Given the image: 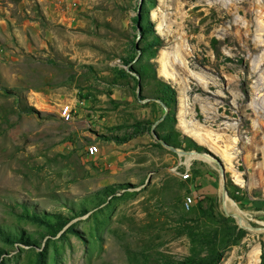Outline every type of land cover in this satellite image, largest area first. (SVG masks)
Masks as SVG:
<instances>
[{
    "label": "rangeland",
    "instance_id": "374dc122",
    "mask_svg": "<svg viewBox=\"0 0 264 264\" xmlns=\"http://www.w3.org/2000/svg\"><path fill=\"white\" fill-rule=\"evenodd\" d=\"M0 264H264V0H0Z\"/></svg>",
    "mask_w": 264,
    "mask_h": 264
},
{
    "label": "bare ground",
    "instance_id": "6f19581e",
    "mask_svg": "<svg viewBox=\"0 0 264 264\" xmlns=\"http://www.w3.org/2000/svg\"><path fill=\"white\" fill-rule=\"evenodd\" d=\"M176 53H174V54L176 55ZM159 60H160V68H159L160 74L165 78H168V79L172 78L173 79L172 72L168 67V64L170 61V60H168V54L165 52H161ZM183 100L184 99L181 97L180 98V108L178 111V124H179L180 128L184 131V133L193 137V139H195L198 143L207 145L209 147V149L212 148V150L214 149L216 151V149H215L216 146L213 147V145H210V143H208V140L206 138L208 133L201 132L193 123H191L189 120H187L185 118L186 113H185V108H184L185 105H184ZM235 140H236V138H232V142H235ZM224 153L227 156V158L228 157L230 158L229 152L224 151Z\"/></svg>",
    "mask_w": 264,
    "mask_h": 264
},
{
    "label": "built area",
    "instance_id": "2783aa9c",
    "mask_svg": "<svg viewBox=\"0 0 264 264\" xmlns=\"http://www.w3.org/2000/svg\"><path fill=\"white\" fill-rule=\"evenodd\" d=\"M73 105L66 103L63 104L59 107V115L62 118H66V116H69V112H73ZM86 150H88V156L92 157L93 156V145L92 147H86ZM185 172H183L182 174H180V176L182 178H187L189 176V167L186 166L185 168ZM193 204V197L188 195L185 197V199L183 200V206L185 208H189L191 205Z\"/></svg>",
    "mask_w": 264,
    "mask_h": 264
}]
</instances>
